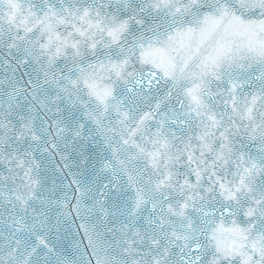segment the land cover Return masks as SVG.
I'll list each match as a JSON object with an SVG mask.
<instances>
[{
    "label": "snow or ice",
    "instance_id": "obj_1",
    "mask_svg": "<svg viewBox=\"0 0 264 264\" xmlns=\"http://www.w3.org/2000/svg\"><path fill=\"white\" fill-rule=\"evenodd\" d=\"M0 264H264V0H0Z\"/></svg>",
    "mask_w": 264,
    "mask_h": 264
}]
</instances>
